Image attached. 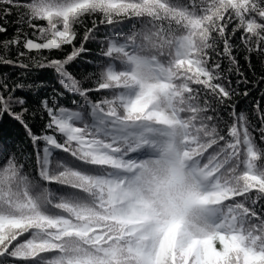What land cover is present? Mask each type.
Wrapping results in <instances>:
<instances>
[{"label": "snow or ice", "instance_id": "snow-or-ice-1", "mask_svg": "<svg viewBox=\"0 0 264 264\" xmlns=\"http://www.w3.org/2000/svg\"><path fill=\"white\" fill-rule=\"evenodd\" d=\"M0 66V264H264V0H0Z\"/></svg>", "mask_w": 264, "mask_h": 264}, {"label": "trees", "instance_id": "trees-1", "mask_svg": "<svg viewBox=\"0 0 264 264\" xmlns=\"http://www.w3.org/2000/svg\"><path fill=\"white\" fill-rule=\"evenodd\" d=\"M88 24H89V26H91V21L89 20L88 21ZM98 51V49H93V54H95L96 52ZM3 69H2V66H0V71H2ZM257 95H259V94H257ZM41 155H42V153H41ZM31 159H32V165H33V168L35 167V157L34 156H32L31 157ZM29 174H35V173H33L32 172V170L30 169L29 170Z\"/></svg>", "mask_w": 264, "mask_h": 264}, {"label": "clouds", "instance_id": "clouds-1", "mask_svg": "<svg viewBox=\"0 0 264 264\" xmlns=\"http://www.w3.org/2000/svg\"><path fill=\"white\" fill-rule=\"evenodd\" d=\"M160 171H161V174H165L166 173V169L163 168V166L161 167Z\"/></svg>", "mask_w": 264, "mask_h": 264}]
</instances>
